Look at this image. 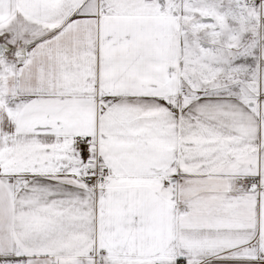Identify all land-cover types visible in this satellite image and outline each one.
I'll list each match as a JSON object with an SVG mask.
<instances>
[{"label":"snow or ice","instance_id":"1","mask_svg":"<svg viewBox=\"0 0 264 264\" xmlns=\"http://www.w3.org/2000/svg\"><path fill=\"white\" fill-rule=\"evenodd\" d=\"M0 264H264V0H0Z\"/></svg>","mask_w":264,"mask_h":264}]
</instances>
